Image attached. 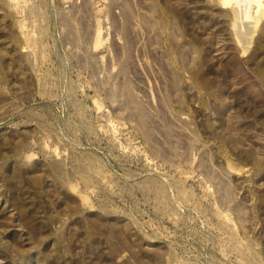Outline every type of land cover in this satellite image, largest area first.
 Returning <instances> with one entry per match:
<instances>
[{
	"label": "rangeland",
	"instance_id": "obj_1",
	"mask_svg": "<svg viewBox=\"0 0 264 264\" xmlns=\"http://www.w3.org/2000/svg\"><path fill=\"white\" fill-rule=\"evenodd\" d=\"M241 1L0 0V264H264Z\"/></svg>",
	"mask_w": 264,
	"mask_h": 264
},
{
	"label": "bare ground",
	"instance_id": "obj_2",
	"mask_svg": "<svg viewBox=\"0 0 264 264\" xmlns=\"http://www.w3.org/2000/svg\"><path fill=\"white\" fill-rule=\"evenodd\" d=\"M223 1H224V2H226V1H227V2H230V1H231V2H232L233 0H223ZM234 1H237V0H234ZM239 2H240V1H239ZM241 2H243L244 5H245V0H243V1H241ZM233 3H234V2H233ZM236 3H237V2H236ZM237 4H238V3H237ZM239 4H240V3H239ZM241 4H242V3H241ZM241 4H240V5H241ZM246 18H247V17H246Z\"/></svg>",
	"mask_w": 264,
	"mask_h": 264
}]
</instances>
